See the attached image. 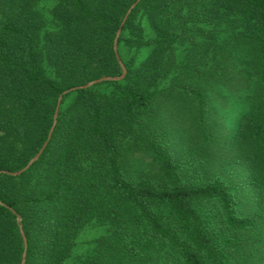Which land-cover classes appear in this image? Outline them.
Wrapping results in <instances>:
<instances>
[{
    "label": "trees",
    "instance_id": "obj_1",
    "mask_svg": "<svg viewBox=\"0 0 264 264\" xmlns=\"http://www.w3.org/2000/svg\"><path fill=\"white\" fill-rule=\"evenodd\" d=\"M70 18L44 34L35 0H0V264H62L95 223L85 264H264V0H140L154 38L126 75L116 31L136 0H56ZM172 8L186 58L163 12ZM190 24L222 27L225 36ZM213 32V31H212ZM197 34L195 41L188 37ZM132 41V40H131ZM170 77L168 85L160 83ZM146 168H143L145 167Z\"/></svg>",
    "mask_w": 264,
    "mask_h": 264
},
{
    "label": "rangeland",
    "instance_id": "obj_2",
    "mask_svg": "<svg viewBox=\"0 0 264 264\" xmlns=\"http://www.w3.org/2000/svg\"><path fill=\"white\" fill-rule=\"evenodd\" d=\"M84 1L89 8H94L97 4L96 0ZM57 5L58 3L56 0H35V3L33 5V9L38 13V18L43 23V27L39 36L38 57L45 77L48 79H54L55 72L53 65L46 57L44 51V45H46L47 43L46 39L44 38V34L48 31L61 29L63 27V24H65L66 21L70 18L67 12H58V15L54 14L53 11L56 10ZM161 17L162 20L169 27V33L171 38L175 39V42L172 45L174 53L176 54V57L179 60L183 61L186 58V54L190 46V40L189 38H181L180 29L177 24L178 21L174 15V10L172 8L166 9L161 15ZM190 25L210 30L211 34L209 39H199L197 34L191 36L189 33H187L189 35L188 37H190L194 41L195 38L199 39L200 44L207 43L208 41H215L216 39L225 36V33L221 32L223 31L222 29H224V26L217 28L213 25L209 26L205 24ZM122 38L123 40L120 42V45L118 41L116 45L117 54L120 60L122 57L130 64L135 65L134 67H139L145 61L148 53L150 52L151 46H138L135 41L139 40L143 42H148L154 38V32L152 30V27L146 15H144L142 11H140L138 15L134 18L133 24L128 26L123 31ZM169 82L170 77L162 81L159 87L168 85ZM143 168H146V166ZM106 233V227L97 225L94 222L82 228L73 242L70 256L66 258L62 264H85L87 258L92 254V251L95 247V240L98 237L105 235Z\"/></svg>",
    "mask_w": 264,
    "mask_h": 264
},
{
    "label": "water",
    "instance_id": "obj_3",
    "mask_svg": "<svg viewBox=\"0 0 264 264\" xmlns=\"http://www.w3.org/2000/svg\"><path fill=\"white\" fill-rule=\"evenodd\" d=\"M139 1L140 0H136L135 3L132 4L131 7L126 12L124 18L122 19V21L120 23V26H119V28H118V30L116 32V35H115V38H114V41H113V51H114V54H115L116 61L118 62L119 66L121 68L122 74L120 76H117V77H101L99 79L90 81V82H88V83H86L84 85L73 87L71 89H68V90L62 92V94L59 95V97L57 99V103H56L55 111H54V115H53V123H52L50 131L48 133L47 139L44 142V144L42 145V147L40 148V150L38 151V153L32 159H30V161L27 163V165L24 168L20 169L17 172H4L5 174L13 176V177L20 176L25 171H27L39 159L40 155L42 154L43 150L46 148V146H47V144H48V142H49V140L51 138L53 129H54L55 125H56V119H57L59 107H60V104H61V100H62V97L64 95H66V94H68V93H70L72 91H75V90L87 89V88H89V87H91L93 85H96V84H99V83H102V82H106V81H121L125 77L126 69H125L123 63L121 62V60H120V58H119V56L117 54L116 45H117L118 38L120 36L122 27H123L126 19L128 18L131 10L139 3ZM16 221H17V223L19 225V231H20V234H21V237H22V240H23V247H24V250H23V253H22V256H21L20 264H25V261H26V250H27V239H26V237L24 235V232H23V229H22V225H21V217L19 215H16Z\"/></svg>",
    "mask_w": 264,
    "mask_h": 264
}]
</instances>
